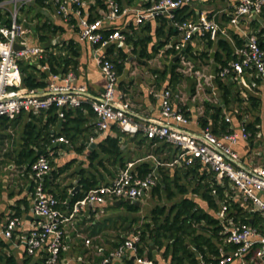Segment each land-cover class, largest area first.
<instances>
[{"label":"crops","instance_id":"1","mask_svg":"<svg viewBox=\"0 0 264 264\" xmlns=\"http://www.w3.org/2000/svg\"><path fill=\"white\" fill-rule=\"evenodd\" d=\"M0 1H2L0 7L2 16L9 18L10 11L14 7L13 1ZM95 1L84 0V8L89 11L90 16L101 17L109 11L107 0V9L100 7ZM121 1L122 7L128 8L129 11L121 17L107 22V26L120 30L126 36L124 40L111 42L106 48V53L112 61L115 60L114 63L119 64L118 90L123 98L130 103L135 120L137 122H141L143 119L159 120L160 93L169 88L172 92L174 107L180 109L187 118V122L182 127L191 133H200L203 128L201 118H209L216 108L221 109L223 114L221 118L225 120V117H229L231 119L230 126L232 127L238 128L244 125L246 128V125L253 124L254 132L246 128L250 133L248 138L239 139L233 148L244 166L249 168L264 167V78L258 75V72L253 68L247 69L241 75L229 73L221 77L229 92H227L228 100L226 101L225 90L218 85L215 78L216 69L221 66L215 60L216 54L220 51L215 44L208 47V40L195 34L186 42L183 50L189 47L190 52L195 55L207 50L209 59L201 60L189 57L188 53H184L183 50L179 53L175 50L174 45L180 42L182 37L172 25L168 15L165 16H168L170 23L165 32L160 34L156 33V27L159 25L156 18L140 24L135 22L134 11L144 9L148 4L153 5L156 0ZM236 2L237 0H191L189 4L195 12L194 17L203 13L213 17L217 22L219 31L216 39L213 40L214 43L219 38L227 40L235 54L238 47L233 34L244 38V44L248 33L261 31L260 42L264 46V16L259 14L253 18L243 17L237 25L232 24L229 21V16ZM16 6L18 20L25 24L26 38L31 45L44 47L50 43L46 41L42 44L38 40L37 26L50 24L64 28L63 32L57 34L45 32L53 44L59 43V47H52V50L55 52L63 50L64 48L61 49L62 44L69 39L77 43V55L72 58L68 69L74 72L75 83L84 86L86 90L85 97L87 99L84 102L89 103L91 100L98 99L105 86V77L96 60L98 52L96 45L78 38L77 30L56 14V7L52 0H16ZM253 19L256 20V29L251 26ZM146 23L151 25L149 31L142 29ZM129 26H132L133 29H129ZM127 34L132 38L130 41L127 39ZM146 37L149 38L146 43L139 42L135 48L134 41ZM54 39H57V42H53ZM47 42L49 43L47 44ZM109 47L111 48L109 49ZM222 55L224 58V54ZM36 58V56H31L25 59L33 61ZM212 63H214V67H212ZM172 68L174 72H172ZM162 71L166 72L164 78L158 76V73L160 74ZM175 74L180 76L176 78ZM251 96L255 98L254 102L250 100ZM30 113L22 112L7 123H2L0 119V243H2L0 244V264H8L7 257H12L16 264H46L47 259L45 246L30 253L26 245L20 241V236L26 235L41 218L34 213L33 209L32 181L28 163L18 162L27 145L39 150L37 144L27 134V124L35 125V130H39L46 122L45 115L38 120L29 116ZM40 113L32 114L38 118L41 116ZM84 115L86 120L81 124L82 131L74 142L69 141L68 144L54 142L48 147V150H53L52 166L46 178L48 191L54 196H59L60 191L67 187L68 209L70 198L74 195L70 196L71 190L77 184L81 188L80 175L72 173L89 167L87 160L89 151L97 147V143L106 136L116 135V129L113 127L122 132L116 124H111L106 129L99 131L96 127L95 113L88 114L85 111ZM48 127L52 133H58L60 130L58 124L51 123ZM122 133L124 136H120L119 141L122 148L126 149L125 158L133 159L126 165L131 164L135 169L138 163L148 161L152 164V173L156 175L159 182L162 181L159 166H166L167 172L171 176L174 175L177 166L165 164L173 160L178 151L173 144H171V149L167 147L158 150L154 155L150 153L154 151L156 145H150L146 136L141 134L147 139L145 142L137 144L136 141L131 140L132 136ZM91 138L95 143L93 147H90ZM82 145L83 147L79 151L78 148ZM141 154L144 156L140 157ZM169 155L171 158L167 159ZM102 158L106 167L97 166V170L92 169L98 184L111 182L119 171L108 162L106 156H102ZM62 168L63 172H58L54 176L52 172ZM178 168L181 170L188 167ZM78 176L79 178H77ZM181 180L182 182L186 181ZM229 187L233 192L232 199L239 200L240 198L234 194L235 191L230 183ZM188 194L197 199L202 207H205V203L199 200L197 195L190 194V192ZM157 197V195H152L151 188L139 199V205L135 204L137 200L131 202L121 200L120 203H118L119 200H108L102 204L94 203L87 206L74 223L64 224L65 245L61 251L63 264H100V261L106 256L103 253L111 252L114 249H110L111 247L120 244L131 233L138 230L139 225L149 218L150 209L153 206L165 203L164 197L161 200ZM142 200L150 204L148 209L145 205L141 209ZM61 202L62 200H60ZM125 202L134 204L139 209L133 210ZM68 209H64L62 212H68ZM12 215H17L21 219V225L15 229L12 237L6 238L1 231L7 219ZM85 239H89V243H85ZM155 252L156 250H154ZM133 257L132 253L126 252L124 257L112 259L107 264H130L126 262V259L130 258L131 264H136ZM154 260L157 264H170L162 253H157ZM230 264H240V262L235 259ZM255 264H263V260H258Z\"/></svg>","mask_w":264,"mask_h":264},{"label":"built area","instance_id":"2","mask_svg":"<svg viewBox=\"0 0 264 264\" xmlns=\"http://www.w3.org/2000/svg\"><path fill=\"white\" fill-rule=\"evenodd\" d=\"M10 11L8 23L0 18V117L14 119L22 112L40 113L55 108L59 118L64 117L65 110L79 106L86 101L84 86L75 83V74L72 70L63 73H50L44 87L25 88L22 86V77L17 60L19 58L40 57L44 49L31 45L26 38L27 28L18 20L16 0ZM56 7V14L71 27H77L78 38L96 45V60L105 77V86L102 95L89 101L96 115V127L99 131L111 124H116L122 132L129 136L142 133L148 139L158 138L173 144L177 153L173 160L165 164L177 167H189L198 162L210 168L219 178H227L235 191V195L244 201L252 203L253 209L264 215V167H246L239 161L238 154L233 146L239 139H247L249 132L244 125L215 135L206 126L200 133H191L182 125L187 118L180 109L174 107L173 96L169 88L160 93L161 110L159 120L143 119L137 122L130 103L123 98L118 90L119 74L113 61L106 53L108 45L116 40H124L125 34L114 29L107 35L103 31L107 22L121 17L129 11L121 8L115 0H107L109 11L101 17L90 19V13L84 8V0H52ZM191 0H158L144 9H136L134 18L136 23L156 18L158 15H168L172 25L180 32L182 40L174 45L179 53L186 46V42L193 35L203 39H216L219 26L213 17L199 14L197 17H188L181 20L174 19L173 10L189 4ZM2 1H0V7ZM264 7V0H237L229 21L237 25L243 17L253 18L259 15ZM75 20L74 23L71 22ZM23 48L15 50L14 44ZM254 32L246 35V42L236 51V57L219 71L223 77L229 73L243 74L253 68L258 75L264 78V48ZM184 52V50H183ZM225 121L231 122L229 117ZM92 138L91 141L92 142ZM68 144L69 139L59 135L52 139V143ZM40 154L30 165L29 173L32 181L34 213L41 217L37 224L26 234L20 236L27 250H34L45 246L47 250L46 264H63L61 251L65 245V223H74L81 212L94 203H105L108 200H139L144 193L151 189L157 178L153 173L140 176L131 164L119 169L116 177L109 183L98 184L85 194L70 203L68 212H62L57 205L59 199L49 192L45 186L46 178L51 170L49 156ZM223 224L225 242L236 245L228 252L222 253L217 259L199 264H230L238 259L240 264H255L263 260L264 264V234L249 223H236L227 218V205L221 203L217 213ZM21 225V219L10 216L2 229V234L10 238L16 228ZM139 230L131 233L117 247L109 252L100 264H107L112 259H120L126 252L133 254L136 264H157L145 256L136 255V243L139 241ZM89 243V239H85Z\"/></svg>","mask_w":264,"mask_h":264},{"label":"trees","instance_id":"3","mask_svg":"<svg viewBox=\"0 0 264 264\" xmlns=\"http://www.w3.org/2000/svg\"><path fill=\"white\" fill-rule=\"evenodd\" d=\"M115 1L122 8V1ZM95 2L102 8L107 7L106 0H96ZM150 5L151 4H148L146 6L149 7ZM172 12L174 14V19L176 20L195 16V12L191 9L190 4H185L182 7L174 9ZM260 15L264 16V7ZM0 18L6 23L10 21L8 17L2 16L1 9ZM92 18H96V16H90V19ZM74 21L75 20H72L71 22L74 23ZM156 22L159 24L156 27V33L160 34L165 32L170 20L168 16L158 15L156 17ZM256 25V20L253 19L251 26L256 29ZM150 27V23H146L142 29L149 31L151 29ZM130 28L133 29L132 26H129V29ZM74 29L78 30L77 27ZM113 30L114 27L107 26L103 31V34L107 35ZM36 31L38 32V40L42 44L46 41L50 42L47 46L43 47L44 52L42 56L37 57L33 61L25 58H19L17 60L22 77V86L29 89L44 87L46 78L50 73H63L69 70L68 68L72 58L77 55V43H74L72 39H69L62 44L61 49L64 48L63 50L58 52L52 50V47H59V43L53 44L52 40L47 34H45V32L57 34L58 32L64 31L63 27L43 24L39 27L37 26ZM260 32L261 31H254L259 40L262 39ZM233 38L236 46L238 48L241 47L244 38L237 34H233ZM127 39L130 41L132 38L127 34ZM148 39L149 38L146 37L144 39L135 40V48L139 42L144 44ZM207 44L208 47L215 44L217 49L220 50L215 56V60L221 65L216 69L215 78L218 85L224 88V97L227 101L228 96L226 95L228 90L223 84L221 76H219V71L223 66L227 65V61L235 59L236 54L233 52V47L225 39L219 38L215 43L212 40H208ZM260 46L264 48L262 43H260ZM110 48L111 47H109V49ZM184 53H188L189 57L200 58L201 60L209 59V53L207 50L195 55L190 52L189 47H187L184 50ZM222 54H224V58ZM114 65L117 72H119V64L114 63ZM172 72H174V70ZM165 73V71H162L160 74L158 73V76L164 78ZM175 75L176 78L180 76L179 74ZM254 99L253 96L250 97L251 101ZM85 111L88 112V114L93 113L91 105L88 102H82L79 106L66 109L63 118L57 116L55 108L53 107L48 111H42L40 113L41 116L38 118L30 113L29 116L38 120L45 115L46 122L39 128V130H35V125L30 123L27 124V134L33 139L34 143L37 144L39 150L30 148L27 145L22 151V157L19 158L18 162L22 163L25 161L30 167L31 163L40 154L48 155V147L49 145L51 146L52 139L59 135H64L69 141L74 142L77 139L78 134L82 131L81 124L86 120L84 115ZM222 116L221 109L216 108L214 113L210 114L209 118H201V125L202 127L209 126L215 135L226 133L231 127L229 122L225 121L224 118H221ZM0 119L2 123L11 121L6 117H0ZM51 123L59 125L60 130L58 133H52L50 131L48 125ZM113 128L116 129V135L106 136L97 143V147L89 151L87 157L89 167L81 168L72 173L80 175L79 183L81 184V188L70 198V203L83 196L89 189L98 185L93 170H97V168L101 166L103 168L106 167L102 156H106L108 162L115 166L117 170L124 168L128 161L133 160L132 158H125L126 149L122 148V144L119 141V137L124 136V134L116 127ZM246 128L247 130L251 129V131L254 132L253 124L246 125ZM141 134L142 133L135 134L132 136L131 140L136 141L137 144L145 142L147 138L143 137ZM35 140H37V142H35ZM149 144L156 145L154 151H152L153 153H150L154 155L157 154L158 150L166 149L167 147H169V149L172 148L171 143L158 138L149 139ZM81 147H83V145L79 146V151L81 150ZM53 149H55V147H53ZM142 156L144 155L141 154L140 157ZM51 158L52 157L49 156L50 164L52 166ZM170 158L171 155L167 157V159ZM117 161L118 164L116 165ZM158 168L160 169L159 171L162 176V181L159 182L157 180V183L152 187V195H157V198L160 200L164 197L166 203L169 204L167 205L164 203L153 206L150 209L149 218L139 225V241L136 243L137 256H145L154 260L157 253H162L163 257L168 259L170 264H199L201 260L206 262L213 261L222 253L233 250L236 245L225 242L226 234L223 233L224 227L217 215L221 203L227 205V218H231L236 223H249L264 234V215L259 211L254 210L251 202L244 201L241 198L239 200L232 199L233 192L229 187L230 182L227 178L224 177L218 179L209 167L200 162L181 170L176 167L173 176L167 172L166 166H159ZM134 170L137 171L140 176H146L148 173H152V164L148 161H142L137 164ZM58 172H63V168L56 172L53 171L52 173L56 176ZM181 179L186 181L182 182ZM45 186L48 190V180L45 181ZM189 192L190 194L197 195L198 199L205 203V207H202L197 199L192 197V195H189ZM68 196L67 187H64L63 190L60 191L59 196H55L59 201L62 200V202L57 205L60 211L68 209L66 203ZM63 200L65 203H63ZM126 204L133 210L137 211L139 209L134 204ZM152 245H154L153 248ZM117 246L118 245L115 244L110 249ZM154 250H156L155 253ZM108 253L109 252L106 251L103 254L107 255ZM6 262L8 264H16L12 257H7ZM126 262L131 264V258L126 259Z\"/></svg>","mask_w":264,"mask_h":264},{"label":"water","instance_id":"4","mask_svg":"<svg viewBox=\"0 0 264 264\" xmlns=\"http://www.w3.org/2000/svg\"><path fill=\"white\" fill-rule=\"evenodd\" d=\"M53 42H57V39H54L53 40ZM49 42H47V44H48ZM21 48H23V46L22 45H19V44H14V49L15 50H18V49H21ZM212 56H213V53H212ZM177 58V57H176ZM212 67H214V63H212ZM214 72V71H213ZM94 142H91L90 143V147H93L94 146ZM77 178H79V176L77 177ZM78 190H80V185L79 184H77L72 190H71V192H70V196H72L75 192H77ZM126 201H128V202H131V199L130 198H127L126 199ZM68 202H69V199H68ZM121 202V200H119L118 201V203H120ZM135 204L136 205H139L140 204V201L139 200H137V201H135ZM154 247V245H152V248Z\"/></svg>","mask_w":264,"mask_h":264},{"label":"rangeland","instance_id":"5","mask_svg":"<svg viewBox=\"0 0 264 264\" xmlns=\"http://www.w3.org/2000/svg\"><path fill=\"white\" fill-rule=\"evenodd\" d=\"M29 44H30V43H29ZM150 201L152 202V199H151ZM154 201L156 202L155 199H154ZM164 201H165V200H164ZM164 201H163V202H164ZM151 202H150V203H151ZM165 203H166V201H165ZM167 204H168V203H167ZM144 205L147 206V209L150 207V204H147L145 200H142V201H141V209H143V206H144ZM140 215H141V214H140ZM143 215H144V214H143Z\"/></svg>","mask_w":264,"mask_h":264}]
</instances>
